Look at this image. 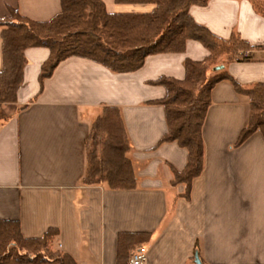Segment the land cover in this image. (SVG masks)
I'll return each mask as SVG.
<instances>
[{"label": "crops", "instance_id": "obj_1", "mask_svg": "<svg viewBox=\"0 0 264 264\" xmlns=\"http://www.w3.org/2000/svg\"><path fill=\"white\" fill-rule=\"evenodd\" d=\"M102 1L109 13L150 12L155 6ZM10 8L47 21L60 11V0H0V18ZM189 14L221 39L236 31L248 43L264 45V15L251 0H207L192 5ZM48 53L45 47L25 50L18 105L39 92ZM207 55L201 43L187 40L184 51L150 55L133 72L113 73L81 57L61 61L35 101L0 126V219L18 221L25 238L56 228V247L76 264H126L138 246L147 249L142 264H196L195 257L201 264H264V134L257 130L235 146L248 120V96L226 80L211 89L201 129L203 170L188 198L183 185H171V168L182 170L186 150L175 142L153 148L167 125L163 107L151 103L165 89L150 82L161 76L181 80L186 58ZM253 55L227 67L240 84H264V50ZM1 61L0 40V68ZM102 105L121 110L134 189L79 183L88 123ZM121 234L134 245L119 257ZM139 235L145 237L137 245Z\"/></svg>", "mask_w": 264, "mask_h": 264}, {"label": "trees", "instance_id": "obj_2", "mask_svg": "<svg viewBox=\"0 0 264 264\" xmlns=\"http://www.w3.org/2000/svg\"><path fill=\"white\" fill-rule=\"evenodd\" d=\"M115 1L155 6L150 12L109 13L102 0H60V11L47 21L29 20L13 8L8 16L0 18V126L35 101L44 80L66 58L81 57L113 73H126L138 70L150 55L182 52L187 40H196L208 50V55L201 61L186 58L183 79L161 76L150 82L165 89V95L151 103L163 107L167 125V132L153 148L175 142L186 150L182 170L171 168V185H183L188 198L193 179L203 170L201 129L216 83L226 80L237 93L249 98L248 120L235 146L257 130L264 134V84L243 85L227 72L230 63L254 60L253 52L264 50V45H252L236 31L224 40L195 22L189 8L207 0ZM251 3L257 13L264 15V1ZM30 47H45L49 53L40 66L39 92L27 103L18 105L16 94L23 80L25 50ZM131 149L120 108L100 106L88 123L83 143L84 171L79 183L108 189L136 188L129 158ZM57 235L56 228H49L40 237L25 238L18 221L0 219V264H76L69 254L56 247ZM144 237L137 236V245ZM128 238L118 236L119 257L133 248L134 244H127Z\"/></svg>", "mask_w": 264, "mask_h": 264}, {"label": "built area", "instance_id": "obj_3", "mask_svg": "<svg viewBox=\"0 0 264 264\" xmlns=\"http://www.w3.org/2000/svg\"><path fill=\"white\" fill-rule=\"evenodd\" d=\"M147 249L144 246H138L129 256L126 264H142L146 258Z\"/></svg>", "mask_w": 264, "mask_h": 264}, {"label": "water", "instance_id": "obj_4", "mask_svg": "<svg viewBox=\"0 0 264 264\" xmlns=\"http://www.w3.org/2000/svg\"><path fill=\"white\" fill-rule=\"evenodd\" d=\"M195 263L196 264H200V261H199V259L197 257H195Z\"/></svg>", "mask_w": 264, "mask_h": 264}, {"label": "rangeland", "instance_id": "obj_5", "mask_svg": "<svg viewBox=\"0 0 264 264\" xmlns=\"http://www.w3.org/2000/svg\"><path fill=\"white\" fill-rule=\"evenodd\" d=\"M79 111H80V114L82 115V113H83V109L81 108Z\"/></svg>", "mask_w": 264, "mask_h": 264}]
</instances>
